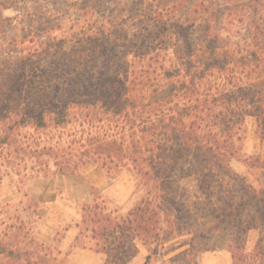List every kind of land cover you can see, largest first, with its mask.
Instances as JSON below:
<instances>
[{
    "label": "trees",
    "instance_id": "obj_1",
    "mask_svg": "<svg viewBox=\"0 0 264 264\" xmlns=\"http://www.w3.org/2000/svg\"><path fill=\"white\" fill-rule=\"evenodd\" d=\"M223 14L220 30L246 37L247 49L222 52L221 31L213 29ZM198 23L211 52L196 64ZM167 63L177 75L153 77ZM233 67L251 70V81L239 87L227 80L200 93L205 79ZM247 116L264 145V0H0V177L25 187L97 164L111 174L133 172L145 190L120 215L91 187L73 249L104 254L105 264H130L138 242L153 248L145 264H158L162 253L155 252L176 232L171 213L183 207L173 186L193 176L192 156L220 176L218 186L229 182L243 192L228 211L242 218L226 247L231 264H264V155L244 161L261 172L254 183L231 166L241 158L236 134ZM28 129L64 132L30 140ZM55 252L61 254L23 223L0 220V264H57Z\"/></svg>",
    "mask_w": 264,
    "mask_h": 264
},
{
    "label": "rangeland",
    "instance_id": "obj_2",
    "mask_svg": "<svg viewBox=\"0 0 264 264\" xmlns=\"http://www.w3.org/2000/svg\"><path fill=\"white\" fill-rule=\"evenodd\" d=\"M245 1L248 3L250 0ZM5 15L16 16L12 11H7ZM225 16L226 14L221 15L214 24L213 30L221 31L218 46L223 53L247 49L246 37L244 40L238 35L229 37L227 31L220 30L224 28V20L227 19ZM237 26L240 27V24L237 23ZM204 30L205 25L198 23L191 37V42L197 51L194 57L196 64L201 62L202 57H209L211 52L206 47L207 44L202 42ZM17 33L22 34L20 31ZM174 56L177 58L181 54ZM190 60V56L185 57V65L182 69L189 67ZM165 65V70L153 69V77L177 75L178 70L170 66V63ZM227 80H233L232 84L239 87L247 85L251 81V70L233 67L228 76L218 74L208 77L201 83L199 91L204 94L203 92L211 89L210 87H224L228 84ZM238 129L236 137L240 139L241 158L233 160L231 166L235 174L251 184L257 179L262 180L261 172L251 170L244 161L251 160L255 155H264V145L256 135L251 117L247 116ZM63 132L37 134L28 129L23 132V136L32 140ZM190 161V167L193 165L196 167V170L192 171L193 176L177 180L173 186L172 192L183 203V207L179 215L175 212L171 213L172 226L176 232L164 250L159 248L155 252L162 253L158 258V264L163 261L168 264H231V257L226 247L230 242V234L239 232V228L236 227L240 226L239 220L242 218L235 212L231 213L230 217L228 211L231 209L229 206L232 200L235 207L239 204L243 192L239 186H233L229 182L222 187L218 186L215 181L217 175H212L206 164L200 159L195 161L192 156ZM2 177H0V203L6 211L0 215V220L23 223L27 229H32L40 243L61 251L60 255L54 253L57 264H105L108 261V257L104 254L89 249L72 248L79 233L76 225L81 221L82 208L92 201L91 187L97 188L107 199L115 202L119 207L120 215L127 214L141 200L145 192L140 178L133 172L125 169L117 174H111L97 164L86 165L80 173L74 175L54 174L49 177L33 178L25 187L19 185L17 180ZM217 177L220 179V176ZM24 193L30 198L26 199ZM249 209L250 207L243 214V218L246 217ZM216 215L219 217L215 218ZM66 228H69V231L64 232ZM257 239L258 236L254 233L250 235L248 244L250 249ZM136 245L138 254L130 264H145L153 248L149 249L138 242Z\"/></svg>",
    "mask_w": 264,
    "mask_h": 264
},
{
    "label": "crops",
    "instance_id": "obj_3",
    "mask_svg": "<svg viewBox=\"0 0 264 264\" xmlns=\"http://www.w3.org/2000/svg\"><path fill=\"white\" fill-rule=\"evenodd\" d=\"M67 240H68V238H67ZM65 242H66V240H65Z\"/></svg>",
    "mask_w": 264,
    "mask_h": 264
}]
</instances>
